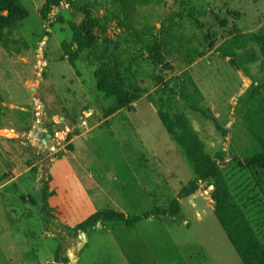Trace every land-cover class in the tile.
<instances>
[{"label":"rangeland","instance_id":"374dc122","mask_svg":"<svg viewBox=\"0 0 264 264\" xmlns=\"http://www.w3.org/2000/svg\"><path fill=\"white\" fill-rule=\"evenodd\" d=\"M6 1L29 12L20 30L30 48L15 53L0 45V93L9 110L0 121V264H52L58 245L64 264H75L84 245L80 256L87 264L103 263L110 256L99 251L113 254L118 246L110 244L107 231L113 226L119 235L123 223L74 232L77 224L109 208L129 216L166 208L195 178L157 114L158 108L169 110L160 102L168 97L221 163L231 193L264 244V170L239 165L259 151L246 114L250 102L264 96V0H184L185 13L192 8L199 23L189 18L193 30L212 48L187 67L164 58L172 70L139 57L132 68L144 91L129 108L97 89V65L88 52L71 62L60 48L74 40L81 6L101 0H62L46 18L45 0ZM162 2L159 19L178 9L180 0ZM94 6V13L103 14ZM118 54L140 56L124 45ZM157 75L169 86L156 82ZM48 178L49 220L41 210ZM212 191L201 183L180 200L175 218L151 217L124 227L146 264H242L214 215Z\"/></svg>","mask_w":264,"mask_h":264},{"label":"trees","instance_id":"16d2710c","mask_svg":"<svg viewBox=\"0 0 264 264\" xmlns=\"http://www.w3.org/2000/svg\"><path fill=\"white\" fill-rule=\"evenodd\" d=\"M74 3L76 0H68ZM134 0H101L81 6L82 19L74 26V40L63 41L61 51L71 62L78 61L88 52L92 62L97 65L94 77L97 89L107 97H113L120 108L131 107L144 89L136 82L132 65L139 57L146 55L150 62L160 65L161 70H172V66L162 64L164 58L170 57L181 67L191 65L203 57L208 48L193 30V9L186 8L185 1L180 0L178 9L157 17L162 8V0H141L139 7L133 5ZM62 0H45L41 8L43 17H47L53 7H58ZM152 5V8L147 6ZM103 9V14L93 12V7ZM144 7V8H143ZM29 16L25 8L16 6L6 0H0V45L8 51L22 53L30 46L20 30V23ZM155 19V21H154ZM219 20V17L217 16ZM194 21H198L195 19ZM114 25V26H113ZM115 27V28H113ZM113 28L112 32L110 30ZM121 45L133 47L139 54L121 58L118 49ZM237 45L243 47L245 38L238 40ZM156 82L164 87L169 86L165 76L157 75ZM162 105L169 110L157 109V114L166 131L181 148L183 155L190 163L194 180L182 186L176 198L166 208L145 211L142 215L129 216L109 208L98 210L74 227V232H87L97 222L122 221L125 226H133L135 222L150 217H175L180 211V200L193 195L201 183L213 186L211 199L213 212L242 264H264V244L251 225L242 206L235 200L222 174L219 162L205 151L204 144L193 129L187 117L173 103L171 97L160 99ZM65 109H63V112ZM9 113L3 105L0 93V121ZM110 115V114H109ZM248 130L259 146V151L239 162L240 166L264 170V96L250 102L246 114ZM70 139V136H68ZM69 144L67 150H72ZM49 178L43 181L41 210L49 220L52 217L48 206ZM58 245L55 251V262L64 264L66 257L61 254Z\"/></svg>","mask_w":264,"mask_h":264},{"label":"crops","instance_id":"0c3cea01","mask_svg":"<svg viewBox=\"0 0 264 264\" xmlns=\"http://www.w3.org/2000/svg\"><path fill=\"white\" fill-rule=\"evenodd\" d=\"M157 193H158V191H157ZM106 203H109V202H106ZM106 203L103 202L104 205ZM114 209L118 210L116 208H114ZM133 216H135V215H133ZM175 217H170V218L172 219ZM106 222L111 223V222H122V221H106ZM101 223L102 222H100V224H99L100 227L98 226L99 228L97 229V231L103 229V225ZM124 227H127V226H125L123 223L121 230L119 231V235H116L118 233L113 229L114 228L113 226L109 227L111 231H107V235H109V239L111 241L110 244L115 246V247H116V245H118L117 246L118 250L116 248V252H114L113 254H110L106 249H104V250L102 249V251H99L101 254L105 253L104 254L105 257L110 256L106 261H104L103 263H99V264H146L147 263V261L146 260L143 261V258L141 257V252H139V247H138V243H137L136 239L132 238L131 236H133V235H131V234L129 236L128 233L124 230ZM129 229H132V228H129ZM112 233L114 235H112ZM88 238L86 240V243L88 242ZM117 240H118L119 244L117 243ZM132 242L136 243V245H134V246L138 252L136 250L134 252V246H131ZM102 245L104 248L105 242ZM82 248L80 249V252H81ZM80 252L78 253V260L76 261L75 264H87L89 260L82 258L80 256ZM154 263L156 264V262H154Z\"/></svg>","mask_w":264,"mask_h":264},{"label":"water","instance_id":"95a60500","mask_svg":"<svg viewBox=\"0 0 264 264\" xmlns=\"http://www.w3.org/2000/svg\"><path fill=\"white\" fill-rule=\"evenodd\" d=\"M239 73L241 74V72H239ZM231 107H233V106L231 105ZM229 115H232V110H231V112H229ZM51 149H53V148H51ZM219 165L221 166V163H219ZM99 224H100V222H97L96 225L93 228L98 227ZM83 235H85V233ZM71 264H74V262H71Z\"/></svg>","mask_w":264,"mask_h":264},{"label":"built area","instance_id":"2783aa9c","mask_svg":"<svg viewBox=\"0 0 264 264\" xmlns=\"http://www.w3.org/2000/svg\"><path fill=\"white\" fill-rule=\"evenodd\" d=\"M85 117H88V115L84 114Z\"/></svg>","mask_w":264,"mask_h":264}]
</instances>
